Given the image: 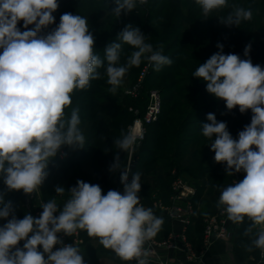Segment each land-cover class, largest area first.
<instances>
[{
    "label": "clouds",
    "instance_id": "1",
    "mask_svg": "<svg viewBox=\"0 0 264 264\" xmlns=\"http://www.w3.org/2000/svg\"><path fill=\"white\" fill-rule=\"evenodd\" d=\"M113 2L112 11L120 17L147 0ZM195 3L204 19L228 7V0ZM58 7L57 0H0V178L9 192L38 194L48 175L49 161L58 150L64 145L84 147L79 109H72L70 119H65L64 110L71 105L74 90L85 89L90 81L101 78L98 69H105L109 92L115 94L125 74L139 67L142 58L156 71L173 62L162 50L155 51L146 43L140 28L131 24L117 34L120 42L113 41L105 47L103 59L94 53L88 20L80 15L62 14L59 24L41 35L42 29L55 23L53 13ZM252 15L250 9L233 5L221 22L238 27ZM21 21L25 29L35 25L34 30L22 32L17 27ZM122 44L135 49L123 65L119 63ZM217 47L220 51L200 64L193 76L206 82V91L223 100L227 110L238 106L240 113L251 110L253 114L238 139H233L227 124L218 122L213 113L207 114L210 123L201 126L205 137H214L210 150L215 162L226 164L227 176L246 173L242 180L222 190L217 207L234 224L247 217L252 223L245 235L258 229L247 250L255 247L264 253V68L237 54H223L221 44ZM250 48V44L245 47V57ZM139 139L142 137L130 129L122 132L114 145L132 153ZM110 171L121 172L122 194L116 190L102 194L99 185L78 180L68 190L70 199L58 216L54 215L58 205L52 199L41 204L43 211L38 218L25 214L23 219H17L12 202L0 194V218L7 220L0 227V264H84L75 245L53 251L55 245L62 244L58 233L71 236L77 230L98 238L104 248L114 251L123 261L135 259L137 264H148L150 251L145 244L158 234L164 220L140 203V173H132L129 182L131 169L122 166L119 154ZM55 192L63 194L65 188L57 186ZM20 241H24L22 248L18 247Z\"/></svg>",
    "mask_w": 264,
    "mask_h": 264
},
{
    "label": "trees",
    "instance_id": "2",
    "mask_svg": "<svg viewBox=\"0 0 264 264\" xmlns=\"http://www.w3.org/2000/svg\"><path fill=\"white\" fill-rule=\"evenodd\" d=\"M184 1L148 0V3L138 5L132 12L122 13L120 17H117L112 11V8L115 7L113 0H57L59 7L53 13L55 23L42 29L40 33L45 35L52 31L59 24L60 17L64 13L85 17L95 41L93 51L103 59L105 47L113 41L120 42L116 39L117 34L126 25L131 24L133 27L140 28L146 37V43H150L155 51L162 50V54L173 61L171 65L162 66L159 71L153 69L147 79V87L159 90L162 95V113L158 121L149 126L147 136L137 152L138 164L132 171V173H140L142 167H145L144 172H154L158 177L152 179L153 184L160 186L161 189L167 186L170 168L176 166L173 161L174 158L180 156L181 149L185 144V137L187 139L196 137L194 132H190L194 128H199V136L203 135L201 126L210 123L207 120L208 113L215 114L218 122H225L228 131L237 135L248 125L243 123L242 126H233L235 117L250 118L251 111L248 110L242 114L239 112L238 106L231 111L227 110L223 100H218L206 91V82L193 76L199 65L220 51L217 45L221 44L223 45V54H237L241 59H251L253 65H260L264 68V26L261 21L256 25L259 11L254 0H228V7L213 11L207 19L202 16V10L195 0H187L190 2H188L187 14H185L182 5ZM233 5L250 9L253 14L252 19L242 21L238 27L222 23L221 20L232 11ZM17 27L23 32L34 30L35 25H29L28 29H25L23 21H21ZM249 44L251 45L249 55L245 57L244 49ZM134 50L132 46L122 44L119 63L125 64L127 57ZM141 63L144 65L146 60L142 58ZM98 71L101 78L90 81V86L85 88L86 91L71 94L72 103L64 110L66 113L77 107L79 111L86 113L80 115V121L90 133L87 140L89 144L84 146V149L77 150L69 160L64 162L59 160L57 166L47 168L48 175L41 185L46 203L49 200L61 198V204L58 206L61 210L71 195L68 191L70 189L68 177L74 181L78 172L81 171L80 168L83 169L89 159L92 162H98L96 163L98 166L112 165L115 159L113 151L118 150L115 148L114 140L120 138L122 132H127V129L117 123H126L129 116L134 118L127 109L114 105L111 97L113 93L109 92L110 87L107 83L108 77L105 69L102 67ZM135 71L136 67H132L126 74L131 75ZM140 71L141 69L139 73ZM80 99V104H77ZM143 100V98L139 100L131 98L133 102L130 101L131 106L141 107ZM101 103H105L104 106ZM201 151L202 148H199V152ZM98 155L102 156L101 159ZM218 166L221 168L220 163L209 162L205 168L208 178H219V173L212 170ZM245 175L246 173L234 176L232 181L234 179L242 180ZM223 176L229 177L226 172ZM228 182L229 179L225 185L220 182L222 188L227 186ZM140 183V192L144 196L146 208H151L156 217L163 218L156 209L152 208L150 196L153 191L151 187L146 181H140ZM57 186L69 188L63 194H56ZM212 187L214 186L212 185ZM205 188L206 185H202L199 191ZM2 189L9 193V196H4V199L12 202L13 214L17 219H23L24 217L20 213L26 204L25 193L22 190L9 192L5 188ZM167 194L168 191H165L160 194L159 198L166 202ZM197 217L196 214L195 222ZM0 219V221H5L3 218ZM199 222L201 230L202 222ZM196 235L199 238V232ZM18 247H21L20 244ZM114 261L118 262L117 264H135L134 259L123 261L119 257H115Z\"/></svg>",
    "mask_w": 264,
    "mask_h": 264
},
{
    "label": "rangeland",
    "instance_id": "3",
    "mask_svg": "<svg viewBox=\"0 0 264 264\" xmlns=\"http://www.w3.org/2000/svg\"><path fill=\"white\" fill-rule=\"evenodd\" d=\"M190 1L185 0L183 2V9L184 13L187 14V7L189 5ZM192 2V1H191ZM257 10L259 13H257V22L256 25L259 24L261 21L262 25L264 26V0H254ZM220 10V9H219ZM218 10V11H219ZM211 14V13H210ZM219 17V13H218ZM2 51V49H0ZM143 64L141 63L139 67H136V71L134 74H125L123 77V82L120 85V87L117 89V92L115 94H111V97L113 98V103L116 106H120L121 108L127 109L130 113V108H133L135 106H131V97L127 95V92L134 86L137 78H138V73L139 70L143 68ZM109 87H111L109 85ZM80 91H86V89H76L73 91L72 94H77ZM109 94V93H108ZM133 99V98H132ZM143 104L141 107H143L144 102H145V97L143 96ZM81 99L77 102V104H80ZM127 101V102H126ZM129 102V103H128ZM132 102V101H131ZM133 103V102H132ZM102 106H104L105 103H101ZM77 108V107H74ZM71 110L67 111L65 113V119H68L71 115ZM251 111V110H250ZM86 114L85 112L83 113L82 111H79V117L80 115ZM252 112L250 113V118L246 117L245 118H237L235 117V122L233 123V126H242L243 123L245 124H250L251 122V117H252ZM134 122V118L129 116V119L126 123H117L119 126L124 127V129H127L126 131H129V128L132 126ZM79 128L83 135L85 136V143L84 146L89 144L88 137L90 136L89 132L86 130V127L83 125L81 122L79 125ZM190 132H194L196 134V137H191L190 139H187L185 137V144L183 146V149H181V153L179 157L174 158V161L176 166L173 168H170V178L167 180V186L164 189H161L160 186L153 184L152 179L156 178L157 179V174H154V172H144L145 167H142L140 172V181H146L149 186L151 187L153 193L150 196L152 200V208H154V203L157 200H160V194L165 193V191H168L167 197L170 195V184L172 183V180L174 178L173 172L177 171L178 175L184 176L188 180H190L193 184L197 186V195L194 201V206L195 210L197 213V220L195 222V226L193 229V233L196 235V233L199 232V225L200 222L204 219V217L208 215H212L218 211L217 207V202L219 200V197L221 195V192L224 188H226L230 182L232 181L233 178L237 177L238 175H243L244 172L240 173H235L233 176H223L225 174V168L226 164L220 163L221 168L219 166L217 168H213V172L216 171L218 172V179L215 178H208V172L205 171L206 166H208L209 162H215L214 161V152L210 150V144L213 142V138H207L204 135L199 136V128H194ZM232 135L233 139H238V135L236 133L230 132ZM97 138V137H96ZM99 138V137H98ZM102 139V137H100ZM117 139V138H116ZM144 142V141H143ZM140 143L138 147L136 148L134 152V156L137 157V152L141 145L143 144ZM199 148H202V151L199 152ZM84 147H70L67 145H64L61 147L60 150H58L57 155L53 157L48 164L47 168L55 167L57 166V162L60 161H66L69 160L77 150H82ZM115 154V157L117 154H119L122 166H127L129 159H130V153H125L123 151L115 150L113 151ZM78 156V155H76ZM99 158L101 159L102 156L98 155ZM62 157V158H61ZM96 163L98 162H92V160L89 159L88 162H86L84 168H80V172H78L77 177L73 180L68 177L70 180L68 183H70V188L75 186L78 180H82L84 182L94 184V185H99L102 189V194H106L109 190H116L119 191L121 188L120 184V171H110V166H98ZM114 161L112 162V164ZM138 164V159L135 163V167ZM202 167V168H200ZM224 169V170H223ZM222 170V171H221ZM212 172V171H211ZM168 175V173H167ZM235 176V177H234ZM229 179L228 185L222 188L221 183H224V185L227 183V180ZM61 182H63L62 179L59 178ZM154 180V179H153ZM220 180V181H219ZM72 181V183H71ZM72 184V185H71ZM67 186V184H64ZM202 185H206V188L204 190H200L199 188ZM212 185L214 187H212ZM4 186V187H2ZM2 188L6 189V186L3 183V179L0 178V194H3L5 197L9 196V193L3 191ZM65 192H67V189L69 187H64ZM168 188V189H166ZM142 192H139L138 195L144 196L141 194ZM71 196V195H70ZM25 198L29 199L30 202L34 205H38L41 200H44L43 194H42V187L40 186L39 188V193H33V194H25ZM70 199V197H69ZM57 205L61 204V198H56L55 199ZM168 201V199H167ZM63 202V201H62ZM46 203V202H45ZM66 203V202H65ZM24 205V204H23ZM64 206V204H63ZM62 206V208H63ZM59 208V207H58ZM59 210H61L59 208ZM33 209L27 207L25 204L24 210L22 211L21 216L24 217L25 214H31L33 217L32 213ZM156 211V210H155ZM158 214L163 217L164 223L161 227V230L158 232L157 236L162 238L168 236L171 231L174 229V226L172 225V221L170 218L165 215L164 213H161L158 211ZM247 218V217H245ZM201 219V220H200ZM1 220V219H0ZM244 223H248V219H244ZM5 223H7V220L5 221H0V227H2ZM197 223V224H196ZM245 223V224H247ZM242 226V223H241ZM196 227V228H195ZM196 232V233H195ZM64 234V233H63ZM31 235V234H29ZM197 236V235H196ZM251 237V236H250ZM67 240L72 244L75 245L77 241V246L80 250L81 255L83 256L84 259V264H117L118 262L114 261L115 257H118L114 251L111 249H106L104 248L100 243L98 238L95 237H90L85 230H77L76 233H74L71 236L66 235ZM251 240L253 239L252 237L250 238ZM198 240V239H197ZM20 246L23 247L24 241L19 242ZM197 247L199 244L196 245ZM39 250L41 251V248L39 247ZM42 252V251H41ZM119 260V259H118ZM135 260V259H134ZM130 264V263H127Z\"/></svg>",
    "mask_w": 264,
    "mask_h": 264
},
{
    "label": "built area",
    "instance_id": "4",
    "mask_svg": "<svg viewBox=\"0 0 264 264\" xmlns=\"http://www.w3.org/2000/svg\"><path fill=\"white\" fill-rule=\"evenodd\" d=\"M153 69L146 61L134 86L127 92V95L135 100L145 97L143 107L130 108L134 122L129 130H134L138 136L142 137L137 141L138 145L145 140L149 126L156 123L162 113L163 99L160 91L147 87V79ZM134 152L130 153V159L126 166L131 169L129 182H131L132 171L138 159L134 156ZM173 176L168 201L157 200L154 203V208L170 218L174 229L166 237L158 238L155 236L146 242L145 248L150 251V255L147 257L148 264H209L208 253L210 249L218 242H232L238 235L241 223L234 224L228 220L227 215L219 208L216 213L208 215L202 220L201 247H197L191 236L197 214L194 206L197 186L184 176L178 175L177 171L173 172ZM238 181L240 180L234 179L231 184ZM120 184L119 192L122 194L123 184L121 182ZM138 197L140 203L146 208L144 198L140 195ZM42 203L45 202L41 200L38 205H34L29 199H26L27 207L33 209L32 213L36 218L43 211L40 207ZM59 214L58 208L54 215L58 216ZM257 231L258 229H254L255 235ZM57 236L62 244L55 245L53 251L63 245L71 244L62 232L58 233ZM76 244L77 241L75 246H77ZM40 248L43 252L42 246ZM44 255L47 258V254ZM260 261L264 263V253L261 250ZM135 264H137L136 260Z\"/></svg>",
    "mask_w": 264,
    "mask_h": 264
},
{
    "label": "crops",
    "instance_id": "5",
    "mask_svg": "<svg viewBox=\"0 0 264 264\" xmlns=\"http://www.w3.org/2000/svg\"><path fill=\"white\" fill-rule=\"evenodd\" d=\"M245 223L242 222L238 235L232 242H218L210 249L209 264H264L260 261V249L253 247L252 251L247 250V246L251 244L250 238H255V234L253 230L251 237L245 235V230L252 222L248 219V223ZM201 231L202 226L201 230L199 227V238L193 233V229L191 233L194 242L199 244V248L201 247Z\"/></svg>",
    "mask_w": 264,
    "mask_h": 264
}]
</instances>
